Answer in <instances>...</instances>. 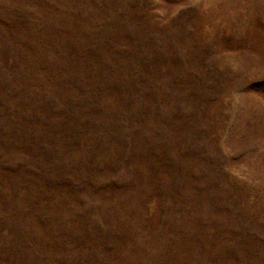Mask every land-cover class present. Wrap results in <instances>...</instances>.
<instances>
[{"label":"rangeland","instance_id":"374dc122","mask_svg":"<svg viewBox=\"0 0 264 264\" xmlns=\"http://www.w3.org/2000/svg\"><path fill=\"white\" fill-rule=\"evenodd\" d=\"M0 264H264V0H0Z\"/></svg>","mask_w":264,"mask_h":264}]
</instances>
